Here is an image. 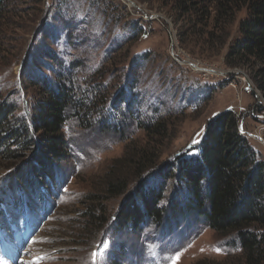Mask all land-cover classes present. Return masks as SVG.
Segmentation results:
<instances>
[{
  "label": "rangeland",
  "instance_id": "374dc122",
  "mask_svg": "<svg viewBox=\"0 0 264 264\" xmlns=\"http://www.w3.org/2000/svg\"><path fill=\"white\" fill-rule=\"evenodd\" d=\"M131 1L135 6L127 0H8L0 12V104L17 106L16 116L31 124L40 97L27 74L41 64L37 73L52 82L67 76L78 93L93 89L104 109L85 125L71 117L64 128L66 154L48 186L31 198L19 191L13 196L6 185L12 174L37 158L39 145L30 151L15 147L19 158L0 153V243L4 237L10 246L7 256L0 251V264H111L116 254L119 264H243L229 238L216 235L194 216L115 232V216L127 196L108 198L107 172L124 157L128 144L152 140L127 116L109 117L111 101L126 91L136 60L141 78L131 94L137 98L135 112L152 118L158 109L171 123L160 154L163 165L196 155L209 121L227 111L237 115L239 134L248 137L264 160V146L252 137L258 133L264 138V94L248 70L226 65L228 46H222L221 35L163 7L162 1ZM244 16H238L236 26ZM133 22L144 26L146 34L130 41ZM236 26L231 28L233 38ZM47 53L58 63L48 60ZM106 123L125 124L127 137L104 133ZM172 183L165 207L181 197ZM25 203L32 204L35 225L23 238L26 233H14L23 228ZM92 210L102 214L103 222L85 235L89 224L83 217Z\"/></svg>",
  "mask_w": 264,
  "mask_h": 264
},
{
  "label": "trees",
  "instance_id": "16d2710c",
  "mask_svg": "<svg viewBox=\"0 0 264 264\" xmlns=\"http://www.w3.org/2000/svg\"><path fill=\"white\" fill-rule=\"evenodd\" d=\"M6 1L0 0V12ZM159 1L184 19L194 18L197 25L211 28V34L221 35L222 46H228L226 65L248 70L256 88L264 94V0ZM242 13L245 16L236 26ZM139 24L132 23L127 36L130 41L139 40L146 34L145 27ZM234 26L237 29L233 38L231 28ZM46 36L49 38L48 34ZM46 58L57 62L53 54L47 53ZM135 62L132 74L125 82L126 91L122 90L110 100L113 115L109 117L118 120V116L124 119L127 116L152 140L146 143L148 145L140 142L128 144L124 157L114 161L107 172L108 198L127 196L122 209L116 213L115 232L121 233L128 228L140 230L146 224L168 225L194 216L216 235L229 238L231 245L239 249L243 264H264V160L248 139L239 134L237 115L232 111L216 115L205 128L196 155L178 157L163 165L160 154L169 137L171 123L161 117L158 109L152 118L141 117L135 112L137 98L131 94L141 78V68ZM37 67L29 68L27 74V80L33 82L40 97L33 106L31 124L16 116L17 106L0 104L1 155L6 159L19 158L15 147L30 151L39 145L40 150L25 170L12 174L7 181L6 187L13 196L19 191L31 198L33 193L48 186L47 180L54 175V167L66 154L64 128L71 117L80 119L85 125L88 121L93 122L92 115L104 111L99 108L93 89L78 93L70 77L59 75L52 82L37 73ZM127 128L123 123H110L103 132H119L127 137ZM126 139L132 142L134 138ZM170 183L179 189L181 197L165 207ZM16 201L20 205V201ZM31 205L29 207L33 209ZM101 215L94 210L85 213L83 219L89 224L85 235H89L88 232L91 235L100 226L103 222ZM120 258L114 255L111 264H119Z\"/></svg>",
  "mask_w": 264,
  "mask_h": 264
},
{
  "label": "built area",
  "instance_id": "2783aa9c",
  "mask_svg": "<svg viewBox=\"0 0 264 264\" xmlns=\"http://www.w3.org/2000/svg\"><path fill=\"white\" fill-rule=\"evenodd\" d=\"M264 122V121H263ZM241 133V132H240ZM244 133V132H242ZM254 139H257L258 141H260V145L264 146V138L260 137V135L257 133L255 136H252ZM248 138V137H247Z\"/></svg>",
  "mask_w": 264,
  "mask_h": 264
},
{
  "label": "water",
  "instance_id": "95a60500",
  "mask_svg": "<svg viewBox=\"0 0 264 264\" xmlns=\"http://www.w3.org/2000/svg\"><path fill=\"white\" fill-rule=\"evenodd\" d=\"M132 6H135V4L131 0H127Z\"/></svg>",
  "mask_w": 264,
  "mask_h": 264
}]
</instances>
